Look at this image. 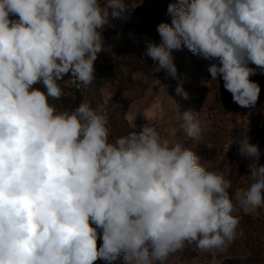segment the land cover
Instances as JSON below:
<instances>
[{
  "label": "clouds",
  "instance_id": "clouds-1",
  "mask_svg": "<svg viewBox=\"0 0 264 264\" xmlns=\"http://www.w3.org/2000/svg\"><path fill=\"white\" fill-rule=\"evenodd\" d=\"M132 8L128 0H0V264H113L121 255L125 264H180L176 254L191 245L226 250L243 235L236 213L264 209V165L248 138L233 143L250 161L249 183L230 192L221 170L155 126L110 139L107 116L87 101L51 103L66 94L62 82L92 83L98 53L110 50L103 30ZM167 14L160 43L145 48L155 71L178 79L173 52L186 48L210 62L211 80L222 79L233 102L255 107L264 0H174ZM175 91L188 98L182 83ZM198 113H180L192 140L207 127Z\"/></svg>",
  "mask_w": 264,
  "mask_h": 264
},
{
  "label": "rangeland",
  "instance_id": "rangeland-1",
  "mask_svg": "<svg viewBox=\"0 0 264 264\" xmlns=\"http://www.w3.org/2000/svg\"><path fill=\"white\" fill-rule=\"evenodd\" d=\"M133 8L124 20L113 19L102 32L105 48L94 63L95 78L85 86L65 84V95L51 101L60 110L74 109L81 102L105 114L108 118L110 139L137 131L145 124L155 126L165 139L180 142L191 148L209 170H221L232 183L231 191L248 186L249 159L239 153L233 140L248 138L260 149L259 164L264 165V74L257 69L251 79L260 85L259 99L252 108H242L233 102L225 90L223 80H211L210 64L186 48L173 52L178 79L166 70L155 71L157 65L145 55L148 41L160 43L157 26L171 23L168 4L174 0H128ZM255 67L254 65H250ZM70 77H65L69 80ZM182 83L188 98L176 94ZM179 112L193 110L206 128L198 140L186 137L181 128ZM175 128L176 135L169 130ZM237 229L243 235L224 251L202 252L195 245L177 253L180 264H210L215 256L218 264H264V209L245 215L242 211ZM98 246L102 240H98ZM170 257L166 264H173ZM95 264H105L98 260ZM113 264H125L123 256Z\"/></svg>",
  "mask_w": 264,
  "mask_h": 264
},
{
  "label": "trees",
  "instance_id": "trees-1",
  "mask_svg": "<svg viewBox=\"0 0 264 264\" xmlns=\"http://www.w3.org/2000/svg\"><path fill=\"white\" fill-rule=\"evenodd\" d=\"M73 109V108H72Z\"/></svg>",
  "mask_w": 264,
  "mask_h": 264
}]
</instances>
